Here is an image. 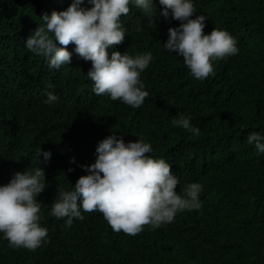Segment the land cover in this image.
Returning <instances> with one entry per match:
<instances>
[{
	"label": "trees",
	"instance_id": "1",
	"mask_svg": "<svg viewBox=\"0 0 264 264\" xmlns=\"http://www.w3.org/2000/svg\"><path fill=\"white\" fill-rule=\"evenodd\" d=\"M70 3L0 0V184L39 166L40 147L52 152L40 165L48 187L38 196L49 241L35 251L12 249L0 234V264H264V155L246 142L249 132L264 130V0H194L198 14L208 17L204 31L228 30L238 54L203 81L183 66L166 74L152 62L141 73L149 95L139 108L95 95L86 76L91 61L79 58L74 44L67 46L73 62L56 72L26 49L24 39L42 23L40 16ZM137 24L124 25L125 40L115 45L121 53L145 48L146 26L139 23L138 32ZM165 52L162 44L159 55ZM21 72L27 89L22 85L11 98L7 89ZM49 91L59 97L54 114L46 112ZM180 114L191 117L198 136L173 125ZM111 131L126 142L145 137L183 182L201 183V208L157 229L146 225L134 237L113 234L96 214L61 227L64 220L50 213L57 188H70L84 175L81 165L96 139Z\"/></svg>",
	"mask_w": 264,
	"mask_h": 264
},
{
	"label": "clouds",
	"instance_id": "2",
	"mask_svg": "<svg viewBox=\"0 0 264 264\" xmlns=\"http://www.w3.org/2000/svg\"><path fill=\"white\" fill-rule=\"evenodd\" d=\"M40 17L42 23L24 39L28 52L43 57L44 67L56 72L73 62L67 46L74 44L75 54L91 61L86 76L94 94L133 108H139L149 95L141 73L152 62L166 74L183 66L203 81L213 76L216 64L239 52L236 38L228 30L214 27L204 31L208 17L198 14L194 0H71L66 9L45 11ZM129 23H138V32L141 25L147 30L146 46L135 55L115 48L124 42L128 31L124 25ZM162 44L167 52L161 57ZM22 85L26 91L27 76L21 72L7 89L11 98ZM58 99L49 91L44 102L52 104ZM54 105L46 112L54 114ZM172 123L199 135L189 115L180 114ZM134 138L126 142L111 131L102 140L96 139L87 165H81L84 175L70 188H57L50 213L64 220L61 227L70 228L75 220L96 214L113 234L123 231L134 237L146 225L157 229L173 222L180 212L201 208L202 184L183 182L170 162L153 154L150 141L143 136ZM246 142L264 155V130L249 132ZM37 155L39 166L17 170L7 183L0 184V234L12 249L35 251L49 241L48 228L41 225L43 202L38 196L48 187L40 165L51 159L52 152L40 147ZM71 162L75 163L74 157Z\"/></svg>",
	"mask_w": 264,
	"mask_h": 264
}]
</instances>
